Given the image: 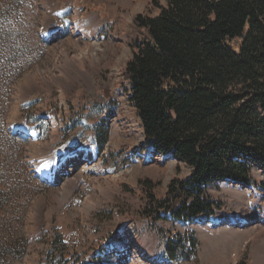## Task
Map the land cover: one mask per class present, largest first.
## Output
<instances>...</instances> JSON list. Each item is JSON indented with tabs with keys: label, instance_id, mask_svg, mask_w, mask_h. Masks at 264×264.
Instances as JSON below:
<instances>
[{
	"label": "rangeland",
	"instance_id": "374dc122",
	"mask_svg": "<svg viewBox=\"0 0 264 264\" xmlns=\"http://www.w3.org/2000/svg\"><path fill=\"white\" fill-rule=\"evenodd\" d=\"M153 2L0 0L6 264H86L92 256L104 264H165L166 240L178 232L193 234L199 248L193 260L171 264H264V192L213 184L208 194L222 204L214 220L173 227L145 219L150 185L140 182L150 181L162 199L192 171L147 145L129 99V36L136 16L160 13ZM103 127L109 139L101 150L95 136Z\"/></svg>",
	"mask_w": 264,
	"mask_h": 264
},
{
	"label": "trees",
	"instance_id": "16d2710c",
	"mask_svg": "<svg viewBox=\"0 0 264 264\" xmlns=\"http://www.w3.org/2000/svg\"><path fill=\"white\" fill-rule=\"evenodd\" d=\"M153 3L160 13L136 16L129 36V99L147 145L192 171L173 180L162 199L150 181H141L150 185L143 214L152 226H186L216 218L222 204L208 194L213 184L264 192L255 176L264 175V0ZM108 139V129L96 131L101 150ZM198 248L193 234L178 232L166 240L165 257L191 261ZM85 263L104 260L92 256Z\"/></svg>",
	"mask_w": 264,
	"mask_h": 264
},
{
	"label": "bare ground",
	"instance_id": "6f19581e",
	"mask_svg": "<svg viewBox=\"0 0 264 264\" xmlns=\"http://www.w3.org/2000/svg\"><path fill=\"white\" fill-rule=\"evenodd\" d=\"M86 160V159H85ZM71 164H73V162L71 163ZM79 175H81V174H79ZM107 191V190H106ZM110 193V192H109ZM88 207V206H87ZM92 207V206H91ZM89 208V207H88ZM86 210H87V208H86Z\"/></svg>",
	"mask_w": 264,
	"mask_h": 264
}]
</instances>
